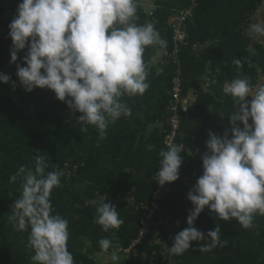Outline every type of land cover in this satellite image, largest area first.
<instances>
[{
	"label": "trees",
	"instance_id": "obj_1",
	"mask_svg": "<svg viewBox=\"0 0 264 264\" xmlns=\"http://www.w3.org/2000/svg\"><path fill=\"white\" fill-rule=\"evenodd\" d=\"M152 1L147 7L136 0L135 22L154 25L166 47L145 49L150 87L143 96L123 97L131 116L110 123L101 137L93 126L77 121L82 114L56 99L53 91L36 88L29 93L19 85L16 64L10 63L9 24L22 0H0V73L12 78L8 84L0 82V264H32L30 228L18 232L9 222L21 195V177L14 183L10 177L21 165L34 172L38 155L48 163L46 172L64 173L51 203L53 214L69 222L68 248L74 264H113V251L120 257L118 264H264V216L254 215V226L244 229L234 219L220 220L207 206L194 226L207 237L219 225L226 245L200 252V246L210 242L206 239L192 241L183 255L168 251L175 235L189 227L193 205L187 193L203 174L201 157L209 130L223 136L232 127L229 117L236 105L224 93L225 85L238 77L247 78L253 92L264 85V43L246 31L257 23L254 16L264 0ZM191 8L182 25L187 44L176 47L168 17ZM26 54L27 48L18 52L22 66ZM236 59L242 68H237ZM175 77L180 80L179 97ZM174 113L179 128L173 145L184 146V163L177 181L160 186L155 181L159 153L167 150ZM100 197L117 207L124 220L119 229L106 233L95 223ZM105 237L114 245L108 253L99 245Z\"/></svg>",
	"mask_w": 264,
	"mask_h": 264
},
{
	"label": "clouds",
	"instance_id": "obj_2",
	"mask_svg": "<svg viewBox=\"0 0 264 264\" xmlns=\"http://www.w3.org/2000/svg\"><path fill=\"white\" fill-rule=\"evenodd\" d=\"M137 18L136 0H22L9 24L10 63L16 64L19 85L29 93L36 88L53 91L56 99L82 114L77 121L93 126L104 137L110 123L132 114L123 97L143 96L150 87L145 49L166 47L154 25L137 24ZM246 31L264 43V25L251 23ZM26 48L22 66L18 52ZM234 63L238 69L243 66L239 59ZM11 79L0 73V82L8 84ZM12 87H17L15 81ZM223 91L236 105L229 117L232 127L223 136L208 132L201 157L203 174L187 193L193 205L187 217L189 227L175 235L173 246L168 247L171 255H183L192 241H210L200 246L203 253L226 245L220 239L219 225L207 237L194 226L206 206L220 220L234 219L244 229L254 226V215L264 216V85L253 92L249 80L238 77ZM183 148L170 145L159 153L155 181L160 186L180 178ZM47 168L45 157L38 155L34 172L21 165L10 177L13 183L21 177V195L12 206L9 222L18 232L30 228L32 264H74L68 248L69 222L53 214L51 203L64 173L46 172ZM106 199H99L95 223L107 233L119 229L124 220ZM99 245L105 253L114 248L106 237ZM110 258L113 264L120 259L116 251Z\"/></svg>",
	"mask_w": 264,
	"mask_h": 264
},
{
	"label": "built area",
	"instance_id": "obj_3",
	"mask_svg": "<svg viewBox=\"0 0 264 264\" xmlns=\"http://www.w3.org/2000/svg\"><path fill=\"white\" fill-rule=\"evenodd\" d=\"M191 14H192V8L182 10L178 15H171L168 17L169 26L174 29L172 38H173V41L176 43V47H178L179 44H181V43L187 44V40H186L187 35L183 31L182 25L186 22L187 18L189 16H191ZM195 47H197V45ZM199 47L202 48L203 46H199ZM210 82H211V78L208 77V79L206 81V86H209ZM174 83H175V87H174L175 95H176V97H179L181 89H180V80L178 77L174 78ZM171 123H172L171 125L173 127V132H172V134H170L166 137V143L168 146L174 144L175 133H176V130L179 128V119H178V115H176V113H174L172 115ZM153 206H154V208L157 207L156 204H153Z\"/></svg>",
	"mask_w": 264,
	"mask_h": 264
},
{
	"label": "crops",
	"instance_id": "obj_4",
	"mask_svg": "<svg viewBox=\"0 0 264 264\" xmlns=\"http://www.w3.org/2000/svg\"><path fill=\"white\" fill-rule=\"evenodd\" d=\"M140 3L144 6L147 7H151L153 5V1L152 0H140ZM263 15H264V1L261 4V7L259 8V10L256 12L255 14V18L257 19V23L262 24L263 22Z\"/></svg>",
	"mask_w": 264,
	"mask_h": 264
},
{
	"label": "rangeland",
	"instance_id": "obj_5",
	"mask_svg": "<svg viewBox=\"0 0 264 264\" xmlns=\"http://www.w3.org/2000/svg\"><path fill=\"white\" fill-rule=\"evenodd\" d=\"M86 246H87V245H86ZM86 249H87V247L84 248V250H86ZM101 258H102V257H100V259H101ZM102 260H103V262H104L105 259H102Z\"/></svg>",
	"mask_w": 264,
	"mask_h": 264
}]
</instances>
